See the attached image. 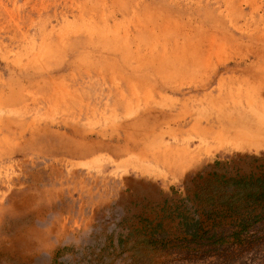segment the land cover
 Listing matches in <instances>:
<instances>
[{
	"label": "rangeland",
	"instance_id": "obj_1",
	"mask_svg": "<svg viewBox=\"0 0 264 264\" xmlns=\"http://www.w3.org/2000/svg\"><path fill=\"white\" fill-rule=\"evenodd\" d=\"M263 172L264 0H0V264H264Z\"/></svg>",
	"mask_w": 264,
	"mask_h": 264
},
{
	"label": "trees",
	"instance_id": "obj_2",
	"mask_svg": "<svg viewBox=\"0 0 264 264\" xmlns=\"http://www.w3.org/2000/svg\"><path fill=\"white\" fill-rule=\"evenodd\" d=\"M254 176H255V173L252 174V177H254ZM260 176H262V177H258L256 179V180H258V182H260V184H258V187L252 188V191L255 192L254 194L252 193V196L257 198L258 202H260V201L264 202V172L261 173ZM244 178H246V177H244ZM198 228H199V221L198 220L194 221L193 223L192 222L188 223V229H189L188 233L194 234L197 232Z\"/></svg>",
	"mask_w": 264,
	"mask_h": 264
}]
</instances>
